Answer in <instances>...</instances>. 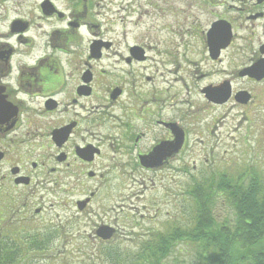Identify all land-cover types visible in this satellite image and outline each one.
Instances as JSON below:
<instances>
[{
    "label": "flooded vegetation",
    "instance_id": "obj_1",
    "mask_svg": "<svg viewBox=\"0 0 264 264\" xmlns=\"http://www.w3.org/2000/svg\"><path fill=\"white\" fill-rule=\"evenodd\" d=\"M209 109L264 142V0H0V227L37 235L62 189L83 214L116 182L182 180Z\"/></svg>",
    "mask_w": 264,
    "mask_h": 264
},
{
    "label": "rangeland",
    "instance_id": "obj_2",
    "mask_svg": "<svg viewBox=\"0 0 264 264\" xmlns=\"http://www.w3.org/2000/svg\"><path fill=\"white\" fill-rule=\"evenodd\" d=\"M191 99L196 104L202 102L193 93ZM219 112L210 116V109L200 111L203 114L201 120H207L208 127L186 128L188 139L183 169L189 174H183L180 181L116 182L112 197L111 194L107 196L109 189H103L92 208L83 214H78L73 205L82 195L66 194L64 189L59 190L58 197L48 195L47 202L39 205L42 214L34 218L37 231L45 232L53 227L62 230L44 251L25 254L22 264H125L136 259L143 242L152 239L154 233L175 227L193 228L197 210L188 193L193 178L203 180L208 175L213 183L221 175L238 179L243 173L255 172L264 181V142H255L244 128H232L221 120ZM138 196L143 198L138 199ZM226 196H217L215 215L219 221L233 222V207ZM50 202L55 204L54 208H50ZM116 205L124 206V210L117 212ZM102 224L117 227L119 235L108 243L95 240L96 231ZM20 227L17 226L19 230ZM24 236L23 233L22 241ZM201 251V247L190 242L179 243L164 264H191Z\"/></svg>",
    "mask_w": 264,
    "mask_h": 264
},
{
    "label": "trees",
    "instance_id": "obj_3",
    "mask_svg": "<svg viewBox=\"0 0 264 264\" xmlns=\"http://www.w3.org/2000/svg\"><path fill=\"white\" fill-rule=\"evenodd\" d=\"M207 177L193 178L188 192L197 210L193 228L175 227L154 233L152 239L143 242L136 259L125 264H164L182 242L202 248L191 264H264V181L261 176L255 172L249 179L221 175L213 183ZM220 195H227L232 204L233 222L216 218V198ZM52 229L37 235L27 234L22 241L23 232L19 228L0 227V264H22L25 254L44 251L62 230L60 227ZM108 255L113 257L112 253Z\"/></svg>",
    "mask_w": 264,
    "mask_h": 264
},
{
    "label": "water",
    "instance_id": "obj_4",
    "mask_svg": "<svg viewBox=\"0 0 264 264\" xmlns=\"http://www.w3.org/2000/svg\"><path fill=\"white\" fill-rule=\"evenodd\" d=\"M86 204V201L79 203V209L82 210ZM114 232V229H111L110 227H104L100 229V231L98 232V236L101 237L103 240H110L112 239Z\"/></svg>",
    "mask_w": 264,
    "mask_h": 264
}]
</instances>
